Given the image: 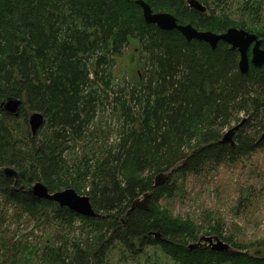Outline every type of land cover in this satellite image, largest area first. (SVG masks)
Here are the masks:
<instances>
[{"label": "trees", "instance_id": "trees-1", "mask_svg": "<svg viewBox=\"0 0 264 264\" xmlns=\"http://www.w3.org/2000/svg\"><path fill=\"white\" fill-rule=\"evenodd\" d=\"M136 1L0 0V264H31L40 250L11 241L3 230L21 218L46 234V264H104L115 243L134 254L157 246L175 264H264V243L246 253L220 229L211 234L237 253L188 249L198 227L158 205L173 184L153 187L157 174L178 163L184 164L179 173L200 177L264 149V66L242 75L229 45L211 49L148 25ZM142 1L199 31L245 30L264 49L260 10L249 2L252 25L216 15L211 5L222 0H198L208 15L189 10L186 0ZM126 52L137 71L115 90V65ZM108 90L116 95L118 121L105 133L96 113L105 110L101 96ZM8 100L21 101L17 115L1 108ZM33 113L44 117L34 136ZM242 121L236 144L221 145L224 131ZM106 134L116 135L113 144ZM5 167L17 172V183L4 176ZM36 183L50 193L73 189L88 197L99 217L35 198L29 190ZM148 192V208L127 215ZM77 224L82 238L66 233Z\"/></svg>", "mask_w": 264, "mask_h": 264}, {"label": "rangeland", "instance_id": "rangeland-1", "mask_svg": "<svg viewBox=\"0 0 264 264\" xmlns=\"http://www.w3.org/2000/svg\"><path fill=\"white\" fill-rule=\"evenodd\" d=\"M222 2L224 5H211V9L215 11L216 15L226 14L234 21L249 20L255 11L246 6V2H249L254 9L257 7L260 10L264 25V0H222ZM208 14L207 10L206 15ZM251 21L249 20V25H252ZM128 57L126 52L125 56L116 62L113 76L119 78L115 79V85H113L115 90L117 89L116 84L124 83L123 78L133 80L135 71H137ZM127 71L130 72V75ZM109 91H107L106 98L103 97L105 94L101 96L106 105L105 110L98 109L96 113L97 122H100V128L105 133L108 126L113 128L118 121L113 115L116 95ZM239 125L241 128L244 121L237 125L233 124L230 128ZM230 128L224 131V135ZM106 136L109 144H113L116 135L106 134ZM234 142L236 144L235 138ZM84 145L85 142L81 143V146ZM80 150L78 151L80 152ZM170 183L174 185L172 195L160 199L158 205L166 209L172 216L194 223L199 229L198 239L201 236H213L212 230L220 229L224 238L233 239L235 244L246 250V253L249 251L251 253L253 246L264 243V149H257L251 155L232 164L208 168L206 173L200 177L184 175L176 171L166 185ZM78 226L79 224L73 229H68L66 233L71 237L73 235L76 238H82L81 235L74 233V228L77 229ZM58 228L57 226L53 232H58ZM3 230L7 231L8 238L13 242L17 240L24 246L32 245L33 249L40 247L37 254L31 257V264H46L41 259L43 257L41 252L44 250L43 243L46 242L47 236L33 223H30L26 218L16 219L10 225H3ZM65 230L63 229L64 233ZM194 243L196 242H189V244ZM29 251L25 250L24 255L28 257ZM104 264L175 263L157 246L146 247L141 252L134 254L125 251L115 243L108 249Z\"/></svg>", "mask_w": 264, "mask_h": 264}, {"label": "water", "instance_id": "water-1", "mask_svg": "<svg viewBox=\"0 0 264 264\" xmlns=\"http://www.w3.org/2000/svg\"><path fill=\"white\" fill-rule=\"evenodd\" d=\"M187 4L190 9L203 14L206 12L204 7L198 0H188ZM136 5L142 10L144 22L148 25H153L161 31L171 32L177 31L182 37L190 43L191 41H198L207 44L211 49H215L220 42L230 46L232 51H237L239 55L238 70L242 75L249 72L250 66L254 68H261L264 66V50L261 49L262 41L254 34H250L245 30L230 28L225 33L217 34L210 31H199L192 25H180L177 19L169 13H154L150 6L142 0H137ZM251 50V57L248 56V51ZM20 100H8L1 105L4 112L9 115H17L19 111ZM44 124V117L40 113H33L29 115L28 125L29 129L34 136ZM240 128L235 126L229 129L220 141L221 145H233L234 134ZM260 141H264V132ZM178 163L169 169L167 172L159 173L154 177V188L165 185L170 177L178 171L182 166ZM2 173L7 178L15 179L18 182V175L15 170L9 167L2 169ZM30 194L38 199H45L55 202L59 207H66L70 211L89 218L99 217L90 204L89 198L86 196L78 195L73 189H66L64 191L50 193L48 188L42 183L34 184L29 190ZM152 193L148 192L143 194L140 198L135 200L127 215L135 208L147 209L148 200L151 198ZM188 249H206L218 253H237L238 251L230 245L223 242L219 237L201 236L194 244H190Z\"/></svg>", "mask_w": 264, "mask_h": 264}, {"label": "flooded vegetation", "instance_id": "flooded-vegetation-1", "mask_svg": "<svg viewBox=\"0 0 264 264\" xmlns=\"http://www.w3.org/2000/svg\"><path fill=\"white\" fill-rule=\"evenodd\" d=\"M187 1L188 0H186V5H187V7L189 8V6H188V4H187ZM189 10H191V11H194V12H196L195 10H192V9H190L189 8ZM206 11H207V9H206ZM198 13V12H197ZM203 14H206V12L205 13H203ZM178 22V21H177ZM185 25H187V24H185ZM191 25V24H190ZM225 33V32H224ZM231 49V48H230ZM262 49V48H261ZM262 50H264V49H262ZM237 52V51H236ZM238 54V53H237ZM248 56H249V58L251 57V50H249L248 51ZM251 67V66H250ZM250 69V68H249Z\"/></svg>", "mask_w": 264, "mask_h": 264}]
</instances>
